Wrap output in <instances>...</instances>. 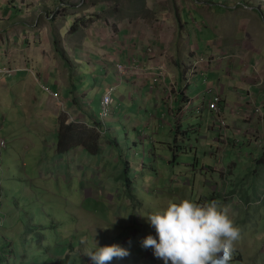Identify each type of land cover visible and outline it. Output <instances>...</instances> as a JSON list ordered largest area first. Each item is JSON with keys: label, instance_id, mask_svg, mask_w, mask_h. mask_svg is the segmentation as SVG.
<instances>
[{"label": "crops", "instance_id": "0c3cea01", "mask_svg": "<svg viewBox=\"0 0 264 264\" xmlns=\"http://www.w3.org/2000/svg\"><path fill=\"white\" fill-rule=\"evenodd\" d=\"M227 1L229 6L224 0H0V67L16 69L9 76L0 75L2 164L7 170L17 167L18 174L17 160L26 167L27 159L42 169L39 176L45 182L52 179L56 162L72 159L57 169L63 168L61 174L66 176L71 169L75 175L97 155L82 146L60 155L56 144L62 126L72 125L76 134L85 129L98 133L101 146L102 139L110 143L105 139L108 131L112 135L121 131L118 111L135 115L136 109L140 115L143 108L152 107L150 124L159 111L165 112L163 123L171 132L191 126L207 112L205 122L218 137L214 141L218 147L210 157H222L227 151L230 159L236 155L250 159L253 163L248 167L239 168L234 161L222 167L232 178L244 175L241 179L238 175L232 185L243 192L246 203L263 207L259 198L246 194L245 185L250 170L259 179L264 168V41L252 36L264 19L251 2L252 8H245L243 0ZM249 13L253 17L246 22ZM199 59H204L199 71L204 72L207 85L222 95L221 114L210 110L202 99L203 76L196 74L188 80V66ZM117 64H135L148 75L120 78ZM160 66L164 73L155 82L153 75ZM112 85L116 89L111 114L101 124L99 102ZM256 107L261 112L250 115ZM198 111H202L200 116L195 115ZM220 119L228 126L224 146ZM110 144L118 143L115 139ZM249 148L262 155L242 153ZM222 167L211 168L212 177ZM210 185L217 189L216 184ZM228 203L235 207L232 200ZM257 228L252 235V229L240 231L231 261L264 264V232L261 224Z\"/></svg>", "mask_w": 264, "mask_h": 264}, {"label": "rangeland", "instance_id": "374dc122", "mask_svg": "<svg viewBox=\"0 0 264 264\" xmlns=\"http://www.w3.org/2000/svg\"><path fill=\"white\" fill-rule=\"evenodd\" d=\"M243 1L245 8H252L250 2L257 6L264 19V0ZM224 4L229 3L224 0ZM250 17H253L251 13L244 17L245 21ZM263 28L262 24L256 26L252 36L264 41ZM154 112L149 106L143 108L140 115L136 109L135 115L131 111H118L121 131L113 135L112 130L108 131L105 137L110 143L116 139L118 144L111 145L102 139L100 154L91 157L93 163H84L85 169L75 175H71V169L68 176L61 174L72 159L56 162L51 171L52 179L45 182L39 176L42 169L32 166L27 159L26 167L22 160H17L18 174L17 167L7 170L3 160L0 161V255L9 256L12 248L17 255L15 262L10 257L14 264H93L85 252L95 251L96 246L117 244L127 249L129 255L113 259L111 264H164L154 256L152 248L142 247L141 241L147 235L156 236L146 216L165 208L169 200L189 199L199 204L215 200L227 209V215L240 231L252 229V235L259 223V229L264 232V206L246 203L243 192L232 185L237 183L238 175L240 179L245 176L238 173L232 178L222 167L232 161L237 162L239 168L253 162L239 155L230 159L227 151L222 157H210L209 153L215 151L218 144L214 142L217 132L209 129L205 122L207 112L191 126L185 125L174 132L163 123L165 112L159 111L155 123L150 124ZM201 113L198 111L195 115ZM130 117L134 122L141 121L132 125ZM242 153L262 155L260 150L250 148L243 149ZM53 162L49 161L51 165ZM94 165L97 167L92 169ZM60 166L63 168L57 169ZM219 166L222 167L220 172L212 177L211 168ZM222 172L224 177L220 176ZM253 177L250 170L245 192L252 199H261L264 168L259 172V179ZM210 183L216 184L217 189L213 190ZM229 200L235 207L231 208ZM237 263V260L229 262ZM0 264H5L3 258Z\"/></svg>", "mask_w": 264, "mask_h": 264}, {"label": "clouds", "instance_id": "9594fccd", "mask_svg": "<svg viewBox=\"0 0 264 264\" xmlns=\"http://www.w3.org/2000/svg\"><path fill=\"white\" fill-rule=\"evenodd\" d=\"M146 218L156 236L147 235L141 241L142 247L152 248L154 256L164 264H229L240 236L227 209L215 200L204 204L189 199L169 200L165 208ZM85 254L93 264H111L129 252L112 244L96 246L95 251Z\"/></svg>", "mask_w": 264, "mask_h": 264}, {"label": "built area", "instance_id": "2783aa9c", "mask_svg": "<svg viewBox=\"0 0 264 264\" xmlns=\"http://www.w3.org/2000/svg\"><path fill=\"white\" fill-rule=\"evenodd\" d=\"M204 62V59H199L196 63H193L192 65L188 66V80L190 81L193 76L196 74H199L203 76L202 82L205 85V89L203 91L204 95L202 96L203 100H207V106L210 110L216 112L217 114H221V103L223 101L222 95L219 91H216L215 88H213L210 85H207L206 77H204V72L199 71L200 63ZM116 70L118 73V76L120 78L126 77V76H135L138 78H142L147 76L148 74L141 72L135 64H117ZM16 71V69H11L8 67H0V75H11ZM164 73V67L160 66L158 68V71L154 73L153 80L157 82V80L161 79L162 75ZM151 77V75L149 74ZM116 89L115 85L108 86L104 93L101 96L100 102H99V113H98V120L101 124H103L106 119L110 116L111 111V103L113 101L112 94L114 90ZM260 107L254 108L250 115L259 114L261 112ZM221 127L223 128V135H222V141L224 144H227V138L225 135V131L227 128V123L224 119H220ZM0 146L4 147V141L0 140ZM262 201H264V195L261 198Z\"/></svg>", "mask_w": 264, "mask_h": 264}, {"label": "trees", "instance_id": "16d2710c", "mask_svg": "<svg viewBox=\"0 0 264 264\" xmlns=\"http://www.w3.org/2000/svg\"><path fill=\"white\" fill-rule=\"evenodd\" d=\"M75 27L73 26L72 30ZM97 123V122H96ZM62 131L59 130L57 134V144L56 149L57 152L61 155L65 152L70 151L73 147L82 146L84 150L90 155H98L101 151L100 148V138L98 133H95L91 130L85 129L82 133H74L71 126H66L65 128L62 126ZM28 239H26L27 241ZM11 243V242H7ZM10 255H0V260L3 258L5 260V264H14L11 263V258H14V262L17 260V255L15 254L14 249H9ZM45 259V258H44Z\"/></svg>", "mask_w": 264, "mask_h": 264}]
</instances>
